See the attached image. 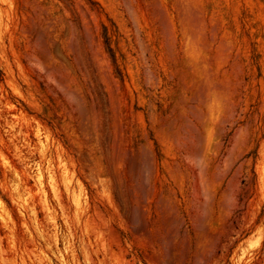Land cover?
Masks as SVG:
<instances>
[{"label": "rangeland", "instance_id": "374dc122", "mask_svg": "<svg viewBox=\"0 0 264 264\" xmlns=\"http://www.w3.org/2000/svg\"><path fill=\"white\" fill-rule=\"evenodd\" d=\"M62 262L264 264V0H0V264Z\"/></svg>", "mask_w": 264, "mask_h": 264}, {"label": "bare ground", "instance_id": "6f19581e", "mask_svg": "<svg viewBox=\"0 0 264 264\" xmlns=\"http://www.w3.org/2000/svg\"><path fill=\"white\" fill-rule=\"evenodd\" d=\"M36 170H37V172H36V173H37V174H36L37 181H38L39 184H41V182H42L41 179H40V177H41V173H40V170H39V167H38V166L36 167ZM62 264H64V263L62 262ZM65 264H66V263H65Z\"/></svg>", "mask_w": 264, "mask_h": 264}]
</instances>
